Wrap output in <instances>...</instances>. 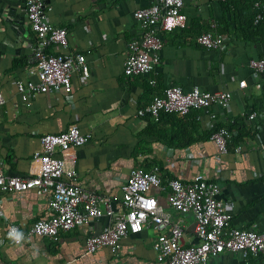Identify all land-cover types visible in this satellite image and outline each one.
Here are the masks:
<instances>
[{"label":"crops","instance_id":"obj_1","mask_svg":"<svg viewBox=\"0 0 264 264\" xmlns=\"http://www.w3.org/2000/svg\"><path fill=\"white\" fill-rule=\"evenodd\" d=\"M6 1L18 12L10 21L0 14V90L5 97L0 105V162L7 175L27 173L42 135L76 124L91 135L88 143L75 150L78 181L86 190L111 196L116 209H122V185L131 168L159 165L166 177L191 180L203 173L216 181L221 188L219 197L233 203L232 225L264 230V72L254 71L249 64L264 55V34L244 37L233 31L232 22L231 33H222L226 48H207L196 37L218 23L223 16L221 2L185 0L187 26L163 33L164 46L154 71L127 76L128 43L141 32L134 11L154 0H45L52 23L68 29V50L86 55L90 75L84 78L80 71L74 72L75 91L70 100L63 93H41L28 104L16 83L36 79L38 41L26 7L21 9L26 0ZM152 78L156 86L150 83ZM242 80L247 86L240 87ZM169 82L186 91L194 86L211 92L231 91L232 99L228 106L195 109L182 122L175 117L163 119L157 129L153 124L159 121L143 108ZM254 111L256 117L250 118ZM220 125L235 135L239 125L249 134L218 157L211 133ZM151 192L169 210L171 220L183 226L184 243L197 242L193 216L173 210L166 192L157 188ZM50 214L49 194L34 189L0 193V263L152 264L156 259L152 227L123 238L117 252L108 246L86 252V238L107 227V216L65 232L57 242L37 235L26 236L20 244L5 238L10 224L24 231ZM206 264H264V256L245 258L239 252L225 251Z\"/></svg>","mask_w":264,"mask_h":264},{"label":"built area","instance_id":"obj_2","mask_svg":"<svg viewBox=\"0 0 264 264\" xmlns=\"http://www.w3.org/2000/svg\"><path fill=\"white\" fill-rule=\"evenodd\" d=\"M184 5L185 0H154L134 11L141 32L128 43L125 75H148L154 71L164 46L163 33L187 26ZM49 9L45 0H26L25 15L38 41L34 49L36 79H19L16 87L21 99L28 104L32 96L41 93H63L70 100L75 91L74 72L80 71L84 78L90 75L86 55L68 50V29L52 23ZM253 9L256 10L254 23L264 20V0H255ZM218 26L219 23L213 22L210 29L197 35L196 41L210 49H225V36L218 31ZM52 47L63 50L58 52L54 48L52 51ZM249 64L254 71L264 72V55L252 58ZM150 83L157 85L154 78ZM239 84L240 87L247 86L245 80ZM231 99V91L211 92L199 86L186 91L169 82L162 93L154 94L143 112L159 121L162 112L186 116L195 109L213 104L228 106ZM4 102L0 90V105ZM256 115L254 111L249 116L254 118ZM234 135L235 131L226 126L212 133L218 157L228 153ZM90 137L76 124L61 132L42 135L41 147L33 153L25 175H7L0 162V193L34 189L39 194H49L51 210L48 217L37 219L24 231L20 225L10 224L5 233L7 240L13 242L8 234L16 229L23 233V239L37 235L57 242L65 232L92 218L107 216V227L86 238V252H94L103 246L117 252L123 238L152 227L156 231L153 239L156 259L152 264H206L225 251L239 252L245 258L264 253V230L233 226V203L221 199L219 184L203 173L196 174L191 180H183L164 176L159 165L150 170L140 165L132 167L122 185V209L115 208L111 196L86 190L78 181L75 150L88 143ZM152 188L166 192L167 203L173 210L193 216L197 242L184 243L183 226L171 220L169 210L151 192Z\"/></svg>","mask_w":264,"mask_h":264},{"label":"trees","instance_id":"obj_3","mask_svg":"<svg viewBox=\"0 0 264 264\" xmlns=\"http://www.w3.org/2000/svg\"><path fill=\"white\" fill-rule=\"evenodd\" d=\"M255 0H223L221 1V6L223 9V16L218 20L219 26L218 31L221 33H231V23H235V27L233 31L235 33H240V35L244 37H250L254 34L262 33L264 34V20L260 21L259 23H254V18L256 15V10L253 9V4ZM209 28L204 30L206 31ZM19 64H24L23 61H20ZM162 89H158L157 93H162ZM190 115V114H188ZM186 116H179L176 113H169V112H162L160 115L159 123L153 124V127L159 128V124L164 119H170L172 117H175L180 120V122L183 121V119ZM150 116V115H149ZM151 117V116H150ZM184 126V125H183ZM222 127L221 125L214 128L212 133ZM234 128V127H231ZM238 128V132L234 137L231 139L229 150L236 147L238 144H240L241 141H243L244 137H246L249 132L244 127H240L239 125L236 126ZM211 133V135H212ZM146 170H150V168H145ZM264 253H260L257 256L250 255L249 258H257V257H263Z\"/></svg>","mask_w":264,"mask_h":264},{"label":"water","instance_id":"obj_4","mask_svg":"<svg viewBox=\"0 0 264 264\" xmlns=\"http://www.w3.org/2000/svg\"><path fill=\"white\" fill-rule=\"evenodd\" d=\"M4 2H7L6 0H0V4L2 5L0 8V14L5 15L7 19L10 21L14 16H18L17 9L14 5L9 3V1L4 4ZM26 7V3H21V9H24Z\"/></svg>","mask_w":264,"mask_h":264},{"label":"clouds","instance_id":"obj_5","mask_svg":"<svg viewBox=\"0 0 264 264\" xmlns=\"http://www.w3.org/2000/svg\"><path fill=\"white\" fill-rule=\"evenodd\" d=\"M9 239L12 240L15 244H19L23 239V233L19 232L16 229H12L9 234Z\"/></svg>","mask_w":264,"mask_h":264}]
</instances>
